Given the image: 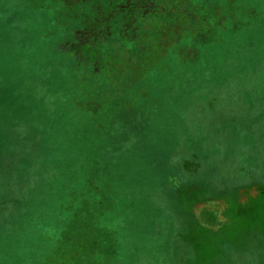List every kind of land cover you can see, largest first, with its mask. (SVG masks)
I'll return each mask as SVG.
<instances>
[{"label": "rangeland", "instance_id": "1", "mask_svg": "<svg viewBox=\"0 0 264 264\" xmlns=\"http://www.w3.org/2000/svg\"><path fill=\"white\" fill-rule=\"evenodd\" d=\"M78 1L0 0V264H264V0Z\"/></svg>", "mask_w": 264, "mask_h": 264}, {"label": "trees", "instance_id": "2", "mask_svg": "<svg viewBox=\"0 0 264 264\" xmlns=\"http://www.w3.org/2000/svg\"><path fill=\"white\" fill-rule=\"evenodd\" d=\"M47 2H50V0H46ZM148 3L146 2V7H147V11L150 14H152L151 16L145 17L143 16V18L141 19L142 22H140L138 19H136V32H160L159 28H162L163 32H172L169 28L170 23H168V17L164 16L165 18H159L158 14V7L156 6V0H147ZM93 0H80L78 1V3L75 4V6H73V8L76 9L75 11V16L74 18L71 16L70 10H68L67 6L64 5H60L58 8V14H59V19L63 18L65 19V22L63 23V29L66 30V32L72 31L73 28L75 29H80L84 26V23H87V21L95 22L98 20V18L101 19L99 25L95 27L96 24H94L92 31V34H99V35H103L106 33L107 37L109 32H116L119 30V27L121 25V21H124L125 18H123V16L125 17V11H119L116 10V4L113 5V3H115V0H101L100 4H93L92 3ZM131 2V1H130ZM132 2L134 3V1L132 0ZM213 0L209 3H212ZM133 3H128L127 7L132 11H134V13H136L138 9L137 4H133ZM208 3V4H209ZM170 7H171V17H173V19L179 17L180 19H177V21H179L178 24H180L179 26L184 28V29H178L175 30L173 32H184L186 30V26L181 25V22L184 20L183 19V15H187L188 16V20L190 22V24L193 26L195 24V18L198 16H194L189 14V12H187L186 14H180L177 13L176 10H173V6L176 5V1L172 0L170 3ZM150 6V7H149ZM119 11V12H117ZM202 11V10H201ZM116 13V14H114ZM119 15V16H118ZM83 16H86L85 20L83 19ZM182 20V21H181ZM202 21V15L201 18H199V21ZM153 21V22H152ZM98 24V23H97ZM120 24V25H119ZM101 30L102 33L98 32V30ZM116 34V33H114ZM74 43H76V40H74ZM101 55V54H99ZM105 66L107 67V64L109 63H104Z\"/></svg>", "mask_w": 264, "mask_h": 264}, {"label": "flooded vegetation", "instance_id": "3", "mask_svg": "<svg viewBox=\"0 0 264 264\" xmlns=\"http://www.w3.org/2000/svg\"><path fill=\"white\" fill-rule=\"evenodd\" d=\"M80 1V0H79ZM117 3H118V1L120 2L121 0H115ZM115 2V3H116ZM124 2H127V0H124ZM113 5H114V3H113ZM182 181H180V183H181ZM252 184V182H250L249 184H246L244 187L245 188H247L248 190H249V186ZM243 186V185H242ZM247 191V190H246Z\"/></svg>", "mask_w": 264, "mask_h": 264}]
</instances>
